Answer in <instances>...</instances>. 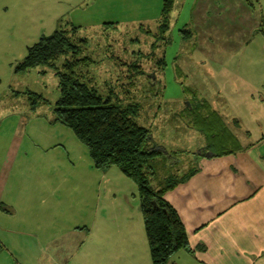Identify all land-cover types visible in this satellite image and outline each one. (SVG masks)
<instances>
[{
    "label": "rangeland",
    "instance_id": "374dc122",
    "mask_svg": "<svg viewBox=\"0 0 264 264\" xmlns=\"http://www.w3.org/2000/svg\"><path fill=\"white\" fill-rule=\"evenodd\" d=\"M17 1L19 5L27 2L24 13L21 6L17 9L14 6ZM106 1H7L4 6L7 13L0 12V99L4 106L0 107L1 114H5L7 108L15 107L10 93H20L26 102L30 92L41 95L49 102L50 105L42 109L44 117V112H51L59 98L56 73L61 72L65 64H75L73 72L78 79L95 88L102 97H110L113 103L131 106L136 123L150 131L152 149L162 153L149 163L154 167L152 182L155 188L165 185L170 178H173L170 179L173 183L199 168V153L207 140L203 131L207 127L217 137L215 141L219 150L222 146L225 148L221 153L235 152L247 139L243 133L244 125L249 129L256 126V119L264 118V103H260L264 100L256 98L253 102L248 101L247 105L243 98L241 80L247 72V61L242 60L245 66L241 65L240 54L235 53V50L239 51L237 43L241 37L235 36V33L239 35V28L238 31L234 29L241 21L238 12L240 6L243 7V0H232V6L211 0L214 6L209 7L211 16L206 18L211 30L200 35L197 25L204 22H199L196 16V9H200L199 0H174L169 30L164 36L162 32L158 34L157 29L160 23L157 16L163 0H146L145 4L136 2L134 6L129 5V0ZM248 1L255 6L257 4V0ZM258 13L255 16L260 18L258 22L262 25L264 13ZM231 15L238 18L235 23ZM257 26V32L264 29ZM71 27H77L78 31L73 32ZM55 30H65L72 36L71 42L76 46L74 53L60 58L53 68L39 67L14 74V66L24 58L27 48ZM185 31H190L189 39L183 38ZM256 35L260 36L253 33L255 38ZM227 37L232 47H220L221 40L224 42ZM258 46L255 42L251 54L255 56L259 53L262 61L264 47ZM161 58L166 64L163 69L159 65ZM262 67L264 64L254 70V77L260 78L264 74ZM255 89L253 87V91H248L256 93ZM190 106L193 111L189 110ZM198 118L202 119L201 122L204 120L205 130L201 133L192 127ZM52 130H49V142H54L55 153H61V157L64 153L68 155L70 166H62V169L73 174L70 182L81 190L77 192V199L83 196V213L76 205H69L71 210L67 211L71 214V223L83 227V239L89 236L83 254L90 264H132L128 260L122 262L130 253L120 249L122 243L130 245V237H137V246L142 245L138 243L140 233L138 225L134 227L136 220L133 219L138 215L134 212L141 216L136 185L116 167L106 172L96 170L86 147L72 132L65 129L63 132L66 131V134L58 130L53 134ZM252 134L258 136L259 133ZM258 151L264 152V149L259 148ZM28 161L33 165V157ZM71 198L74 203L78 202L74 196ZM142 232L144 234V229ZM92 248L98 252L107 251L106 255L103 259L94 260ZM49 251H53L52 245ZM142 252L136 258L143 264ZM76 253L73 249L62 250L54 254L55 261L43 256V260L24 259L18 264H76L71 259L82 257V254L76 256ZM0 259L2 264H13L6 254Z\"/></svg>",
    "mask_w": 264,
    "mask_h": 264
},
{
    "label": "crops",
    "instance_id": "0c3cea01",
    "mask_svg": "<svg viewBox=\"0 0 264 264\" xmlns=\"http://www.w3.org/2000/svg\"><path fill=\"white\" fill-rule=\"evenodd\" d=\"M7 1L0 0V12L3 14L7 13L4 7ZM136 2L145 4L146 0H129V5L134 6ZM215 2L224 6L233 4L232 0ZM15 3L16 9L21 6L24 13L27 2L24 5H19L18 1ZM106 3L114 1L107 0ZM199 6V11L196 9L197 20L204 22L201 24L197 21L200 35L211 30L209 24H206V18L211 16L212 10L209 7L214 5L211 0H199ZM242 6L238 12L241 21L234 28L236 31L239 28V35L235 33V36L241 37H238L237 43L239 51L235 50V53L240 54L241 65H244V60L247 61L244 65L247 72L241 82L244 86L243 98L248 105V101L253 102L256 98L258 101L264 100V74L260 78L253 76L254 70L264 64V59L261 61L259 53L255 56L251 54L255 42L259 44L258 47H264V29L261 32L255 29L257 23L258 29L264 27V17H261V25L258 22L260 18L255 16L259 15L258 12L260 15L264 13V0H257L256 6L243 0ZM161 11L162 7L157 16L159 21L163 18ZM231 17L234 23L238 19L235 15ZM186 32H189V35L186 34L189 39L191 33ZM253 33H259L260 36L256 35L255 38ZM202 36L206 37L204 34ZM228 37L224 38V42L221 40L220 47H232ZM253 87H256V93L248 91H253ZM9 95L15 107L5 106V114L0 112V257L6 254L13 264L24 259L43 260V256L55 261L54 254L73 249L77 251L76 256L82 254V257H75L71 259L72 262L75 260L76 264H90L83 254L89 236L83 239V227L71 223V214L67 212L71 210L69 205H76L83 213V196L77 199V192L81 190L71 184L73 174L62 169V166H70V160L66 157L68 155L64 153L61 157V153H55L54 142H49L50 128L53 134L57 130L66 134V131L63 132L65 128L53 122L52 111H45L44 117L41 115L46 106L33 109L29 100L24 102L18 92ZM2 101L0 99V107H4ZM251 109L253 112L254 109ZM254 114L257 115L256 112ZM255 125L249 129L244 125L243 133L247 139L239 145V150L221 157L208 151L205 154L199 153V168L193 169L195 172L185 182L163 195L164 200L178 214L189 245L188 249L177 251L168 264H264V152L258 151L259 148L264 149V118L256 119ZM252 133L259 134L254 136ZM32 157L33 165H30L28 160ZM71 196L78 202L74 203ZM134 214H138L136 218L133 217L136 220L134 227L138 225V243L142 245L137 246V237H130V245L122 243L120 251L124 249L130 253L122 262L128 260L132 264H142V260H137L136 256L143 251L140 254L143 264H152L146 234L142 232V216L138 212ZM50 245L53 251H49ZM91 250L94 260L103 259L107 252Z\"/></svg>",
    "mask_w": 264,
    "mask_h": 264
},
{
    "label": "trees",
    "instance_id": "16d2710c",
    "mask_svg": "<svg viewBox=\"0 0 264 264\" xmlns=\"http://www.w3.org/2000/svg\"><path fill=\"white\" fill-rule=\"evenodd\" d=\"M172 8L173 0H164L158 34L162 32L164 36L167 33ZM71 29L73 32L78 31L77 27ZM186 34L189 35V32L182 34L184 39L188 38ZM71 38L65 30H55L41 37L27 48L26 55L14 66L13 72L19 74L39 67L53 68L60 58L74 53L76 46L72 44ZM159 65H162V69L165 67L164 58L160 59ZM75 66L65 64L62 71L56 73L59 98L52 107L53 122L71 131L78 142L86 147L96 170L106 172L116 167L136 185L151 263L168 264L177 251L188 249L189 245L178 214L164 200L163 195L185 182L195 171H190L173 183L170 181L173 178H170L165 185H157L155 188L152 182L155 177L154 167L149 163L158 159L162 153L152 149L150 131L136 123L131 106L113 103L110 97H102L95 88L78 79L73 72ZM27 96L33 109L50 105L41 95L29 92ZM189 110L193 111V107L190 106ZM200 120L198 118L192 127L201 133L205 129L202 123L204 120ZM203 132L207 139V151L220 157L233 152L229 150L224 151L225 154L221 153L225 148L222 146V150H219L215 141L217 137L212 130L207 127ZM236 149L239 150V146Z\"/></svg>",
    "mask_w": 264,
    "mask_h": 264
},
{
    "label": "flooded vegetation",
    "instance_id": "af4514ba",
    "mask_svg": "<svg viewBox=\"0 0 264 264\" xmlns=\"http://www.w3.org/2000/svg\"><path fill=\"white\" fill-rule=\"evenodd\" d=\"M203 150H204V151H203V152H201L202 154H205V153H208V152H209V151H208V152H206V151H207V150H206V148H204ZM210 153H211V152H210Z\"/></svg>",
    "mask_w": 264,
    "mask_h": 264
}]
</instances>
